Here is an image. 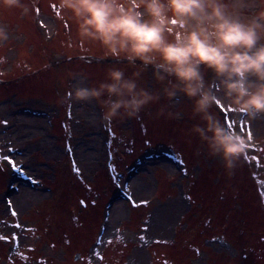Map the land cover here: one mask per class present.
Returning a JSON list of instances; mask_svg holds the SVG:
<instances>
[{
    "label": "rangeland",
    "instance_id": "obj_1",
    "mask_svg": "<svg viewBox=\"0 0 264 264\" xmlns=\"http://www.w3.org/2000/svg\"><path fill=\"white\" fill-rule=\"evenodd\" d=\"M24 2L27 14L0 7V25L8 33L0 41V121H7L0 123V156L26 173L0 159V235L19 237L18 244L0 240V264H264V151L257 150L264 148V116L249 125L227 101L209 108L233 135L241 131L251 141L250 152L226 170L193 130L207 128L203 113L194 112V98H168L167 82L155 78L152 65L148 71L137 61L141 67L120 69L126 76L140 72L141 86L159 99L145 106L140 119L117 120L115 131H108L95 101L59 99L69 95L73 76L96 85L116 66L95 63L102 46L79 39L76 18L61 11L59 0ZM202 71L206 81L212 79L211 69ZM66 111L70 120L62 124ZM65 126L72 129L67 137ZM159 143H170L174 153L179 148L183 158L159 151L135 163ZM132 166L124 180L123 171ZM83 199L87 207L79 205ZM97 230L100 241H93Z\"/></svg>",
    "mask_w": 264,
    "mask_h": 264
},
{
    "label": "clouds",
    "instance_id": "obj_2",
    "mask_svg": "<svg viewBox=\"0 0 264 264\" xmlns=\"http://www.w3.org/2000/svg\"><path fill=\"white\" fill-rule=\"evenodd\" d=\"M0 7L29 12L24 0H0ZM58 7L76 18L81 41L99 42L106 57L152 65L155 78L167 82L168 98L178 93L194 98V112L203 113L207 128L193 130L210 156L219 157L226 170L235 167L251 141L233 135L208 110L227 101L226 107L245 116L249 125L264 116V0H59ZM249 9L258 11L249 15ZM6 39L0 25V41ZM202 66L212 70L211 80L206 81ZM139 76H126L116 67L96 85L73 76L70 95L59 103L95 101L99 119L107 123L140 119L159 96L141 86Z\"/></svg>",
    "mask_w": 264,
    "mask_h": 264
},
{
    "label": "snow or ice",
    "instance_id": "obj_3",
    "mask_svg": "<svg viewBox=\"0 0 264 264\" xmlns=\"http://www.w3.org/2000/svg\"><path fill=\"white\" fill-rule=\"evenodd\" d=\"M37 11H39V10L37 9ZM69 95H70V93H69ZM69 108H70V105H69ZM0 123H3V124L6 125V124H7V121H0ZM109 130H110V129H109ZM249 132H250V128H249ZM112 135L114 136V133H112ZM9 151H14V150L10 148ZM69 151H71L70 146H69ZM260 151H264V148L260 149ZM0 159H6V160H8L9 163L12 165V167H13L14 170L20 172L21 175L26 176V173H25L24 170H23V166H17L16 163H15V161L12 160L11 157H2V156H0ZM245 159H248V157L245 156ZM252 159H253L257 164H259V162H260V157H259V156H254V157H252ZM109 168H110L111 170L114 171V165H111V164H110V165H109ZM73 170H74L75 173L79 174V171H80V170H79L78 166H76V164H75V160H74V159H73ZM27 178H28L29 180H33V182H36V181L34 180V178H32V177H27ZM261 194L264 195V192H262ZM189 199H190V197H189ZM80 203H81L82 206L87 207V205H86V203H85L84 201H81ZM94 203H95V202L93 201V204H94ZM131 203H132L133 207H139V206H140V204H137L135 201H131ZM8 204H9V212H10V214H11L12 216H14V217H18V213L15 211V208L12 206V202H11V201H8ZM141 204H144V205L146 206L147 201H141ZM15 226H16V227H20V225H19L18 222H17V224H16ZM117 231H118V230H117ZM143 231H147V227H145V228L143 229ZM118 238H119V237H118ZM140 239H141V240H144L145 237H144V236H141ZM0 240H4V241H12L14 244H18L19 237L16 236L15 233H13L11 236H3V235H0ZM108 242L110 243L111 241H108ZM165 264H167V262H165Z\"/></svg>",
    "mask_w": 264,
    "mask_h": 264
},
{
    "label": "trees",
    "instance_id": "obj_4",
    "mask_svg": "<svg viewBox=\"0 0 264 264\" xmlns=\"http://www.w3.org/2000/svg\"><path fill=\"white\" fill-rule=\"evenodd\" d=\"M101 50L104 52L103 47L101 48ZM98 61H99L100 64H101V63H104V62H105V63L113 64V65H115L117 68H122V67H124V66H126V65H130V66H134V67H136V66L138 65L139 67H141L140 64H138V62H136L135 64H130L127 60H125V59H123V58L116 59V61L110 60V62H109L108 59H105V58H104V55L99 56V57L97 58V60H95V63L98 62ZM141 68H145V67H141ZM145 69H147V70L149 71L150 68H147V67H146ZM147 70H145V71H147ZM148 71H147V72H148ZM7 85H10V84H7ZM65 115H66V116L64 117L62 124H67V121L70 120V119H69L70 111H66V112H65ZM116 123H117V121H113V122H111V123H107V122H106V128H107V130L109 131V129H110V131H111V130H114V131H115L114 126L116 125ZM71 130H72L71 127H67V126L64 127L65 137H67L68 134L71 133ZM159 144H160V143H159ZM248 153H249V152H248ZM244 155H245V153H244ZM112 165H114V162H112Z\"/></svg>",
    "mask_w": 264,
    "mask_h": 264
},
{
    "label": "bare ground",
    "instance_id": "obj_5",
    "mask_svg": "<svg viewBox=\"0 0 264 264\" xmlns=\"http://www.w3.org/2000/svg\"><path fill=\"white\" fill-rule=\"evenodd\" d=\"M93 217V216H92Z\"/></svg>",
    "mask_w": 264,
    "mask_h": 264
}]
</instances>
